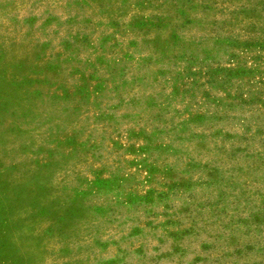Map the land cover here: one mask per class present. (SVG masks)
<instances>
[{"label": "rangeland", "instance_id": "obj_1", "mask_svg": "<svg viewBox=\"0 0 264 264\" xmlns=\"http://www.w3.org/2000/svg\"><path fill=\"white\" fill-rule=\"evenodd\" d=\"M0 264H264V0H0Z\"/></svg>", "mask_w": 264, "mask_h": 264}]
</instances>
